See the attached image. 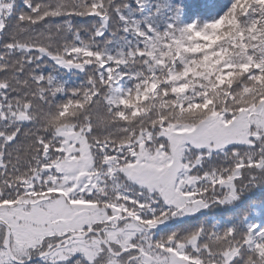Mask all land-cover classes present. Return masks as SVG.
I'll return each instance as SVG.
<instances>
[{
  "label": "snow or ice",
  "instance_id": "snow-or-ice-1",
  "mask_svg": "<svg viewBox=\"0 0 264 264\" xmlns=\"http://www.w3.org/2000/svg\"><path fill=\"white\" fill-rule=\"evenodd\" d=\"M0 264H264V0H0Z\"/></svg>",
  "mask_w": 264,
  "mask_h": 264
}]
</instances>
